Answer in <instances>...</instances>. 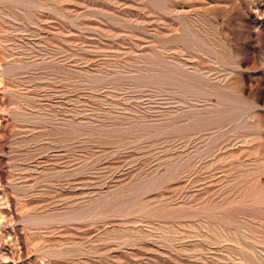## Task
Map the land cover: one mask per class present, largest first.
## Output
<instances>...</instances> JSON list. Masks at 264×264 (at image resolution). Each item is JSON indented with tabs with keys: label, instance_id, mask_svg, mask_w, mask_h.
I'll return each instance as SVG.
<instances>
[{
	"label": "rangeland",
	"instance_id": "1",
	"mask_svg": "<svg viewBox=\"0 0 264 264\" xmlns=\"http://www.w3.org/2000/svg\"><path fill=\"white\" fill-rule=\"evenodd\" d=\"M0 264H264V0H0Z\"/></svg>",
	"mask_w": 264,
	"mask_h": 264
}]
</instances>
